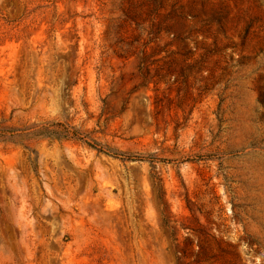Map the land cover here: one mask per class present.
<instances>
[{"label": "rangeland", "instance_id": "1", "mask_svg": "<svg viewBox=\"0 0 264 264\" xmlns=\"http://www.w3.org/2000/svg\"><path fill=\"white\" fill-rule=\"evenodd\" d=\"M0 128V264H264V0H0Z\"/></svg>", "mask_w": 264, "mask_h": 264}, {"label": "trees", "instance_id": "2", "mask_svg": "<svg viewBox=\"0 0 264 264\" xmlns=\"http://www.w3.org/2000/svg\"><path fill=\"white\" fill-rule=\"evenodd\" d=\"M40 133L43 135L48 136H54L56 138H70L75 137L79 140H83L88 145L98 148L100 151H104L107 153H114L115 155H119L115 152H112L111 150H107L104 147H100V144L97 141H94L90 138H88V135L84 134L83 132H80L79 130L74 129L70 124L68 123H51V122H45L43 125L38 126ZM9 132L8 129L0 128V137L6 135Z\"/></svg>", "mask_w": 264, "mask_h": 264}]
</instances>
